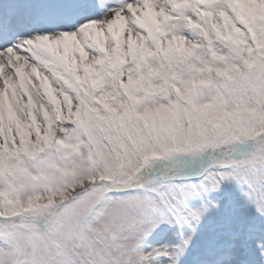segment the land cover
<instances>
[{"label": "snow or ice", "instance_id": "obj_1", "mask_svg": "<svg viewBox=\"0 0 264 264\" xmlns=\"http://www.w3.org/2000/svg\"><path fill=\"white\" fill-rule=\"evenodd\" d=\"M0 264H264V0H0Z\"/></svg>", "mask_w": 264, "mask_h": 264}]
</instances>
